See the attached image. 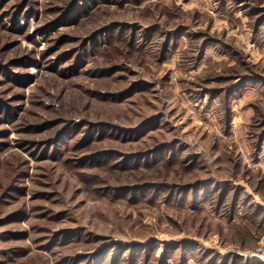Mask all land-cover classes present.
Listing matches in <instances>:
<instances>
[{
  "label": "rangeland",
  "instance_id": "1",
  "mask_svg": "<svg viewBox=\"0 0 264 264\" xmlns=\"http://www.w3.org/2000/svg\"><path fill=\"white\" fill-rule=\"evenodd\" d=\"M245 156L264 0H0V264H264Z\"/></svg>",
  "mask_w": 264,
  "mask_h": 264
},
{
  "label": "built area",
  "instance_id": "2",
  "mask_svg": "<svg viewBox=\"0 0 264 264\" xmlns=\"http://www.w3.org/2000/svg\"><path fill=\"white\" fill-rule=\"evenodd\" d=\"M244 43H245V41H244ZM245 44H246V46H250L247 43H245ZM244 161L249 167H251L253 169H256V170L261 169L262 174L264 175V168L263 167L259 168V164L258 163L253 162L250 158H247L246 156L244 157Z\"/></svg>",
  "mask_w": 264,
  "mask_h": 264
},
{
  "label": "water",
  "instance_id": "3",
  "mask_svg": "<svg viewBox=\"0 0 264 264\" xmlns=\"http://www.w3.org/2000/svg\"><path fill=\"white\" fill-rule=\"evenodd\" d=\"M244 257H245V258H248V255H247V254H245V255H244Z\"/></svg>",
  "mask_w": 264,
  "mask_h": 264
},
{
  "label": "trees",
  "instance_id": "4",
  "mask_svg": "<svg viewBox=\"0 0 264 264\" xmlns=\"http://www.w3.org/2000/svg\"><path fill=\"white\" fill-rule=\"evenodd\" d=\"M108 1V0H107ZM105 3H107V4H112L111 2H105Z\"/></svg>",
  "mask_w": 264,
  "mask_h": 264
},
{
  "label": "bare ground",
  "instance_id": "5",
  "mask_svg": "<svg viewBox=\"0 0 264 264\" xmlns=\"http://www.w3.org/2000/svg\"><path fill=\"white\" fill-rule=\"evenodd\" d=\"M260 259H261V258H260ZM261 260H262V262H263L264 259H261Z\"/></svg>",
  "mask_w": 264,
  "mask_h": 264
}]
</instances>
